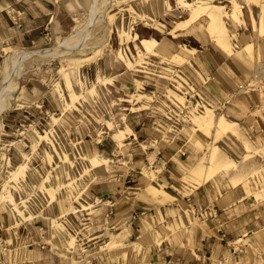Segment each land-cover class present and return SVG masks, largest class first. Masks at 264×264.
<instances>
[{"label": "rangeland", "instance_id": "374dc122", "mask_svg": "<svg viewBox=\"0 0 264 264\" xmlns=\"http://www.w3.org/2000/svg\"><path fill=\"white\" fill-rule=\"evenodd\" d=\"M0 98V264H177L233 187L204 264H264V0H0Z\"/></svg>", "mask_w": 264, "mask_h": 264}, {"label": "crops", "instance_id": "0c3cea01", "mask_svg": "<svg viewBox=\"0 0 264 264\" xmlns=\"http://www.w3.org/2000/svg\"><path fill=\"white\" fill-rule=\"evenodd\" d=\"M244 196L239 188L233 187L220 197L209 200L208 205H213L214 210H218L219 213L214 214L216 216L208 219V222L198 218L189 239L187 238L186 242L181 240L179 245L176 244L177 249L174 251L176 254H173L168 262L204 264L206 258H215L226 251L227 244L224 237L235 238L239 233L244 234L248 230L259 229L257 224L260 223V218L249 210L250 203L243 200ZM220 230L222 233L219 232ZM160 249L157 244L156 249L152 251L153 255L162 256L159 253Z\"/></svg>", "mask_w": 264, "mask_h": 264}, {"label": "bare ground", "instance_id": "6f19581e", "mask_svg": "<svg viewBox=\"0 0 264 264\" xmlns=\"http://www.w3.org/2000/svg\"><path fill=\"white\" fill-rule=\"evenodd\" d=\"M203 9L202 11L204 12L205 11V14L207 15V16H209V19H211L212 21H214V20H216V19H219V17H217V16H219V13H218V10H217V8H220V7H218V5H213V6H209V5H203L202 7L200 6V7H198V10L199 9ZM205 8V9H204ZM195 13V12H194ZM193 13V14H194ZM95 14V13H94ZM201 14V13H200ZM204 14V13H203ZM196 16H198L197 14L195 15V17ZM194 18V17H193ZM211 21V22H212ZM217 21V20H216ZM218 21H220V20H218ZM210 22V23H211ZM215 24V26H216V28H215V30L213 31L214 33L215 32H218L219 30H221L222 29V27H221V24H220V26H219V24H218V22H215L214 21V23H213V25ZM217 24V25H216ZM89 25V24H88ZM211 25H212V23H211ZM89 27V26H88ZM87 28V27H86ZM219 30H218V29ZM82 29V28H81ZM88 29V28H87ZM222 31H220L219 33H221ZM79 34V33H78ZM218 34V33H217ZM215 35H216V33H215ZM219 35V34H218ZM220 36V35H219ZM220 37H222V34H221V36ZM76 38V37H75ZM216 39H217V37H216ZM223 40V39H222ZM78 43V42H77ZM164 43V42H163ZM74 44V43H73ZM143 44L145 45V47H146V49L148 48H153V47H157V48H163V47H165V45L164 44H159L158 43V41H155L154 39H148V38H144L143 39ZM142 44V45H143ZM144 47V48H145ZM147 49V50H148ZM150 50V49H149ZM183 52V51H182ZM54 53H55V51H54ZM45 54V53H44ZM178 54V53H177ZM178 55H181V53L180 54H178ZM50 56H51V54H50ZM177 56V55H176ZM175 56V57H176ZM186 56V55H185ZM19 57V56H18ZM179 57V56H178ZM182 57H183V55H182ZM21 58V57H20ZM19 58V59H20ZM177 58V57H176ZM179 59H180V57H179ZM182 59V58H181ZM184 59V58H183ZM19 61V60H18ZM8 79V78H7ZM6 95H7V93H6V90H5V92H4ZM5 96V95H4ZM4 96H2V98L4 97ZM6 97V96H5ZM2 98H0V99H2ZM3 101V100H2ZM1 101V102H2ZM1 102H0V104H1ZM208 111V110H207ZM209 112H210V110H209ZM218 127V126H217ZM219 127H220V131H221V129L224 131V130H226L228 127H229V124L227 123V122H225V120H223L222 119V121H220V123H219ZM218 127V128H219ZM231 128V127H230ZM229 129V128H228ZM215 154H216V151H215ZM213 159L215 158V156H214V154H212V156H211ZM219 160V159H218Z\"/></svg>", "mask_w": 264, "mask_h": 264}]
</instances>
